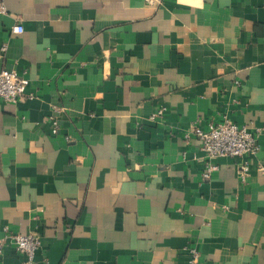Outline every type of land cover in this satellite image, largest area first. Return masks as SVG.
Instances as JSON below:
<instances>
[{
    "label": "crops",
    "instance_id": "0c3cea01",
    "mask_svg": "<svg viewBox=\"0 0 264 264\" xmlns=\"http://www.w3.org/2000/svg\"><path fill=\"white\" fill-rule=\"evenodd\" d=\"M0 1V71L33 95L0 97V238L38 233L36 264H264V130L209 179L186 134L264 127V0Z\"/></svg>",
    "mask_w": 264,
    "mask_h": 264
},
{
    "label": "built area",
    "instance_id": "2783aa9c",
    "mask_svg": "<svg viewBox=\"0 0 264 264\" xmlns=\"http://www.w3.org/2000/svg\"><path fill=\"white\" fill-rule=\"evenodd\" d=\"M147 1L154 3L156 0ZM0 10L5 11V6L1 1ZM23 30L22 24L12 27L13 33H21ZM6 47L4 44L3 49ZM29 82L30 79L21 75L16 69L1 70L0 97L10 102H17L27 94L26 89ZM27 95L33 97L32 93ZM163 112L164 109L159 108L153 116H161ZM262 130L264 127L253 130L248 125H239L230 119L210 123L208 127H202L199 124L192 125L186 134L196 137L200 142V149L205 153L206 166L202 177L209 179L218 169L219 165L214 161L218 157H247L257 154L260 150L258 135ZM240 169L241 176L246 178L249 171L248 160L241 164ZM260 169L264 171V165H261ZM5 229L8 230L7 227ZM7 232L3 238H0V256L4 253L6 245L10 243L24 255V264H36V254L42 244L41 236L38 233ZM189 254V264H206L202 261L197 247H190Z\"/></svg>",
    "mask_w": 264,
    "mask_h": 264
}]
</instances>
